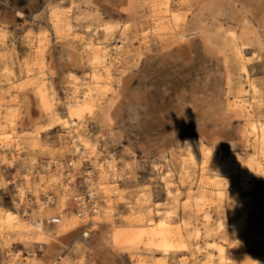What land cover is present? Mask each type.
Masks as SVG:
<instances>
[{
	"label": "rangeland",
	"instance_id": "374dc122",
	"mask_svg": "<svg viewBox=\"0 0 264 264\" xmlns=\"http://www.w3.org/2000/svg\"><path fill=\"white\" fill-rule=\"evenodd\" d=\"M90 44L112 76L79 121L82 153L58 117L90 82ZM0 107V264H264V0H0ZM75 152L96 168L92 228L47 170ZM54 215L50 247L35 221Z\"/></svg>",
	"mask_w": 264,
	"mask_h": 264
},
{
	"label": "bare ground",
	"instance_id": "6f19581e",
	"mask_svg": "<svg viewBox=\"0 0 264 264\" xmlns=\"http://www.w3.org/2000/svg\"><path fill=\"white\" fill-rule=\"evenodd\" d=\"M247 2V5H254V6H257L259 7L260 5V0H246ZM166 11L167 13H170L172 15L173 11L171 10L170 8V4H167L166 5ZM247 12H249L250 14H254L253 13V10H250V8H246ZM174 13H173V17H174ZM178 18V17H177ZM182 36V35H181ZM46 37V36H45ZM46 40V39H45ZM45 42L42 41V44H41V47L42 45H44ZM94 43V42H93ZM95 45V44H94ZM90 46V50H91V53H92V57H91V65L93 66V72L91 73L90 75V82L88 83H81V82H78V80L76 79L75 82H73V90H72V94H71V99L67 102L69 104V107H70V111H69V114L67 115L66 118H59L58 117V121H62L64 123V127L68 130V131H74L75 132V135L74 136V141H75V149L77 151H81L82 153H85V150L88 149L90 146L89 144V141L86 137L82 136L81 134H78L77 132H79V124H80V120L82 119V117L84 116V114L86 112L89 111V109L91 108V104H94L96 102V96L99 95V91H101V89L105 88V86L107 84L110 83L111 81V73H110V69L106 67V63H107V59H108V53L106 52V48H101V47H94L92 44L89 45ZM43 51V50H42ZM110 54V53H109ZM112 64V63H110ZM108 65V64H107ZM91 66V67H92ZM111 66V65H110ZM34 72V71H33ZM41 82H40V89H39V93L41 95V99L44 103V105L48 108H50L51 106L53 107V104H54V101L55 99L54 98H50V93L47 91L48 88H47V85H46V81L45 79H43V77L40 79ZM11 84V83H10ZM13 84V83H12ZM39 88V87H38ZM0 110H1V107H0ZM75 111V113H73V111ZM1 111H0V115H1ZM57 121V120H56ZM62 123V124H63ZM79 125V126H78ZM5 126V125H4ZM7 128V127H6ZM264 135V134H263ZM263 138V136L261 137ZM250 139V138H249ZM192 156L194 158H197V151H198V147L195 145V143H193L192 145ZM81 152H79L81 154ZM227 161V160H226ZM231 162L230 161H227L225 162L224 164V169L225 171L228 173V174H231L232 173V168L230 169L228 167V165L230 164ZM109 164V163H108ZM252 164V163H251ZM235 165V164H234ZM231 167V166H230ZM237 169V167H236ZM236 172V171H235ZM106 175V174H105ZM169 178V177H168ZM242 179V178H241ZM204 180V179H203ZM215 183V182H214ZM228 184V182H227ZM224 185H225V182H224ZM230 185V184H229ZM207 187V184L205 185V187H202L201 190H203V195L202 196H199L200 199H202V197L205 196L204 192H205V189ZM216 188V187H215ZM229 188V187H228ZM239 189V188H238ZM221 190V189H220ZM108 191V190H107ZM217 191V190H216ZM215 191V192H216ZM223 191V190H222ZM221 191V192H222ZM106 193H110L109 191L106 192ZM207 193V192H206ZM207 195V194H206ZM206 198V197H204ZM26 199V198H25ZM201 201V200H200ZM66 209V208H65ZM209 216V215H208ZM207 216V217H208ZM70 217V216H69ZM164 217V216H163ZM166 218V217H164ZM18 218H17V214L15 213H9L7 215V222H12V221H16ZM163 219V218H161ZM208 219V218H207ZM154 220V219H153ZM167 220V219H166ZM71 221V220H69ZM165 221V220H164ZM20 222V220H19ZM104 222V221H103ZM153 221H151L152 223ZM208 222V221H207ZM210 222V221H209ZM155 223V222H154ZM161 223V222H160ZM29 224V223H28ZM65 224V223H64ZM70 224V223H69ZM106 224V222H105ZM108 224V223H107ZM111 225V224H110ZM109 225V226H110ZM166 225V224H165ZM24 226V225H23ZM36 226V225H35ZM62 227L61 228H65L66 225H61ZM41 228H39V230H36L35 231V239L36 241L40 242V243H46L47 245H49L50 247H53L57 244H59L60 242H63L61 240V238L63 237H57V236H53L51 235L50 233H48L46 230H44V227L40 226ZM25 228V227H24ZM48 228V227H47ZM60 228V227H59ZM67 228V227H66ZM162 228V226H161ZM28 229V228H27ZM105 229V228H104ZM108 229H106L107 231ZM32 231V230H31ZM62 231V230H61ZM60 233L62 234L63 231ZM72 231V230H71ZM57 232V231H56ZM199 233V231H197ZM59 233V234H60ZM70 233V232H69ZM86 235V237L88 239L91 240L92 244H94V246H97L99 244V240L100 238L102 237V234H103V226L102 224H99V226L96 227V230L94 232H90L88 230H86V232L84 233ZM34 235V234H33ZM29 237V236H28ZM31 237V235H30ZM66 240V238H65ZM68 240V239H67ZM31 241V240H30ZM164 241V240H163ZM37 242V243H38ZM87 242V241H86ZM89 243V242H88ZM91 245V244H90ZM170 245V244H169ZM210 245V244H209ZM93 246V247H94ZM215 246V245H214ZM213 246V247H214ZM92 247V248H93ZM202 248H205V247H202ZM215 248V247H214ZM213 248V249H214ZM75 249H77L75 247ZM87 249V247L83 244L80 246L79 249H77V252L79 254L85 252ZM209 249V248H208ZM217 249V248H216ZM223 247L222 248H219L218 247V250L220 253H222ZM89 250V249H88ZM91 250V249H90ZM204 250V249H202ZM76 251V250H75ZM214 253V252H213ZM209 254L207 255V258H206V261L207 259H211L213 257H215L214 254ZM54 254V253H52ZM104 254V253H103ZM56 254H54L55 256ZM91 255V254H90ZM214 261V260H213ZM208 262V261H207ZM204 263V264H207ZM210 263V261H209ZM212 263V261H211ZM203 264V263H202Z\"/></svg>",
	"mask_w": 264,
	"mask_h": 264
},
{
	"label": "built area",
	"instance_id": "2783aa9c",
	"mask_svg": "<svg viewBox=\"0 0 264 264\" xmlns=\"http://www.w3.org/2000/svg\"><path fill=\"white\" fill-rule=\"evenodd\" d=\"M69 157L66 161L61 159H52L47 164L49 173L61 175L67 183L66 186L76 188L72 200L76 216L86 228H92L97 218L101 215V199L99 192L92 187L96 177L95 165L88 159L84 160L80 168L75 164L74 156ZM58 201L55 195H49L42 201V207L54 206ZM62 221L61 215L50 216L46 219L38 217L35 221L36 226L46 224L58 225ZM85 232L83 231V234ZM84 236V235H83ZM18 264V263H15Z\"/></svg>",
	"mask_w": 264,
	"mask_h": 264
}]
</instances>
